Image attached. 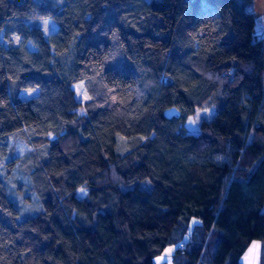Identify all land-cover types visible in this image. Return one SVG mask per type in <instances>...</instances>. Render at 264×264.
Returning a JSON list of instances; mask_svg holds the SVG:
<instances>
[{"label":"trees","instance_id":"trees-1","mask_svg":"<svg viewBox=\"0 0 264 264\" xmlns=\"http://www.w3.org/2000/svg\"><path fill=\"white\" fill-rule=\"evenodd\" d=\"M249 2L0 0V264H155L168 245L171 264H242L264 245V36ZM45 17L48 37L27 22ZM6 157L36 214L18 218Z\"/></svg>","mask_w":264,"mask_h":264},{"label":"rangeland","instance_id":"rangeland-1","mask_svg":"<svg viewBox=\"0 0 264 264\" xmlns=\"http://www.w3.org/2000/svg\"><path fill=\"white\" fill-rule=\"evenodd\" d=\"M257 16L260 15L257 13ZM30 25L41 26L43 34L45 37H48L50 33L56 30L57 25L53 18L45 17L34 20H27ZM254 32L259 37L261 34V23L259 20H256L254 26ZM29 46L32 48V44L29 43ZM75 93V98L79 102L85 101L88 97L83 85V82L79 81L72 85ZM38 89L34 88H24L19 92L20 98H29L37 94ZM78 113H82V107L78 106L76 108ZM214 109L213 107L208 108H197L195 112L190 115L185 121L186 130L190 133L195 134L198 132V125L200 119L206 118L209 119L213 116ZM16 149L18 153L23 152L26 149V146L23 143L16 142ZM122 148H118L120 151ZM7 164L4 165V169L1 171L4 178V183L6 186V193L8 198L13 202V204L19 210V219L36 214L41 209V204L38 195L32 189V185L28 175H26L18 165H9V158L6 157ZM9 171L8 173L6 172ZM76 194L78 196L84 195V189L81 187L77 188ZM263 242L259 239H254L250 242L246 250L241 256L242 264H260L262 252H263ZM174 249V245H168L166 248L158 255L153 258L155 264H171L170 259H165L167 256V251ZM164 259V260H163Z\"/></svg>","mask_w":264,"mask_h":264},{"label":"crops","instance_id":"crops-1","mask_svg":"<svg viewBox=\"0 0 264 264\" xmlns=\"http://www.w3.org/2000/svg\"><path fill=\"white\" fill-rule=\"evenodd\" d=\"M247 9L250 10L255 17V23L256 20H259L261 23V34L259 37L264 36V0H250V2L247 4ZM257 13L260 15V17L257 16ZM174 250V249H173ZM173 252V251H172ZM171 250L167 251V256L165 259H170L171 262ZM164 260V259H163Z\"/></svg>","mask_w":264,"mask_h":264},{"label":"water","instance_id":"water-1","mask_svg":"<svg viewBox=\"0 0 264 264\" xmlns=\"http://www.w3.org/2000/svg\"><path fill=\"white\" fill-rule=\"evenodd\" d=\"M163 114H164V116L166 118H170V117H172L174 115L175 116L178 115V111L175 108L171 107V108H168V109L164 110Z\"/></svg>","mask_w":264,"mask_h":264}]
</instances>
